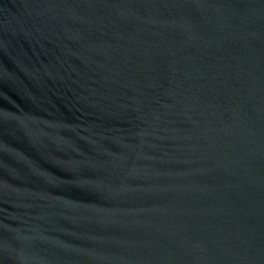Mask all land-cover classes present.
<instances>
[{"label":"water","instance_id":"obj_1","mask_svg":"<svg viewBox=\"0 0 264 264\" xmlns=\"http://www.w3.org/2000/svg\"><path fill=\"white\" fill-rule=\"evenodd\" d=\"M0 264H264V0H0Z\"/></svg>","mask_w":264,"mask_h":264}]
</instances>
